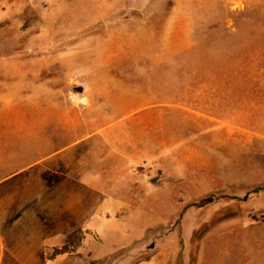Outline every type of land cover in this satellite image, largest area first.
<instances>
[{
	"label": "rangeland",
	"instance_id": "obj_1",
	"mask_svg": "<svg viewBox=\"0 0 264 264\" xmlns=\"http://www.w3.org/2000/svg\"><path fill=\"white\" fill-rule=\"evenodd\" d=\"M17 84L45 260L88 236L124 245L91 264H264V0H0Z\"/></svg>",
	"mask_w": 264,
	"mask_h": 264
},
{
	"label": "crops",
	"instance_id": "obj_2",
	"mask_svg": "<svg viewBox=\"0 0 264 264\" xmlns=\"http://www.w3.org/2000/svg\"><path fill=\"white\" fill-rule=\"evenodd\" d=\"M8 88L6 94L7 89L5 91L4 86H0V264H60L64 259L68 260V264H91L123 247L124 245L114 244L105 251L85 236L74 250L50 259L43 258L45 244L51 247L56 240L54 232L61 231L64 234V226L60 223L62 221L51 226L45 225L40 216L45 211L43 195L37 192L29 194L30 179L35 176L38 178L45 159L48 158L41 156L34 161L35 149L39 147V135H35L31 147H28L27 126L26 123L22 126L18 111L22 105L14 104L11 95L12 89L17 91L20 88L21 92L22 86L17 84ZM29 153L31 163L28 162ZM14 182L15 186L12 187L11 183ZM29 203L33 205L29 206ZM49 214H46L47 217ZM82 218L86 219L85 216ZM104 224L98 226L103 227ZM113 226L112 229L116 231L122 233L123 230L124 236L126 233L132 237L135 235L130 228ZM136 234H139L138 229ZM135 264H155V257Z\"/></svg>",
	"mask_w": 264,
	"mask_h": 264
},
{
	"label": "trees",
	"instance_id": "obj_3",
	"mask_svg": "<svg viewBox=\"0 0 264 264\" xmlns=\"http://www.w3.org/2000/svg\"><path fill=\"white\" fill-rule=\"evenodd\" d=\"M206 200V201H205ZM210 200V199H209ZM203 203H207V202H209L208 201V199H203V201H202ZM180 255V254H179Z\"/></svg>",
	"mask_w": 264,
	"mask_h": 264
}]
</instances>
